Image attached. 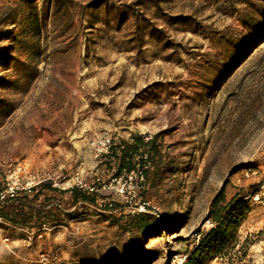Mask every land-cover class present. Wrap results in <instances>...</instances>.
<instances>
[{
    "label": "rangeland",
    "instance_id": "1",
    "mask_svg": "<svg viewBox=\"0 0 264 264\" xmlns=\"http://www.w3.org/2000/svg\"><path fill=\"white\" fill-rule=\"evenodd\" d=\"M123 143L144 212L111 183ZM261 181L264 0H0V264H170L223 187ZM244 204L204 264H264V207Z\"/></svg>",
    "mask_w": 264,
    "mask_h": 264
},
{
    "label": "trees",
    "instance_id": "2",
    "mask_svg": "<svg viewBox=\"0 0 264 264\" xmlns=\"http://www.w3.org/2000/svg\"><path fill=\"white\" fill-rule=\"evenodd\" d=\"M138 145L146 147L148 143H144L139 139L135 140ZM123 150L118 158L119 169L123 167L127 171L132 170L130 164H125V159L131 160L133 155L137 153L135 147L128 146L123 143ZM126 147V149H125ZM144 175L147 173L144 171ZM87 200L88 198H84ZM247 214V208L242 200H236L232 198L227 201L225 198V188L223 187L218 194L214 197L211 202L210 208L208 210V221L213 225V228L207 232H200V239L193 252L188 254L185 264H204L205 260L210 256L219 253V250L228 246L229 243L234 239L235 232L239 227L240 223L244 220ZM2 215L4 217V212L2 210ZM16 214L13 212L5 214L6 218H9L14 224H19L17 222ZM139 234L146 235L150 233L145 226L137 231Z\"/></svg>",
    "mask_w": 264,
    "mask_h": 264
},
{
    "label": "built area",
    "instance_id": "3",
    "mask_svg": "<svg viewBox=\"0 0 264 264\" xmlns=\"http://www.w3.org/2000/svg\"><path fill=\"white\" fill-rule=\"evenodd\" d=\"M91 147L95 151L96 156H103L110 154L113 150L116 149L115 144L109 138H99L98 140H93L91 142ZM146 158V157H145ZM258 173L256 171L251 170L250 168L245 169L243 172V176H257ZM118 178L112 179L111 183L114 184L113 189L119 198H121L125 204L130 205V207L136 209L139 212H144L147 207H149V203L143 200L138 194L135 192V186L137 184L144 183V170L143 168H139L136 166L134 169L127 171L121 170L117 173ZM14 190L9 188L7 191H4L0 194V223L3 221L2 212H1V204L3 201L8 199V197H13ZM250 199L256 202L261 207H264V181H261L258 188L254 193L248 195L243 198L242 201ZM154 209V208H153ZM200 239V235L196 236L195 244L198 243ZM264 244V241L261 242ZM188 254H178L174 256L170 264H185L187 260ZM256 259L259 262L264 263V250L259 249L256 254Z\"/></svg>",
    "mask_w": 264,
    "mask_h": 264
}]
</instances>
